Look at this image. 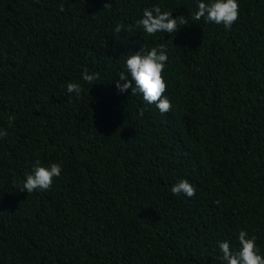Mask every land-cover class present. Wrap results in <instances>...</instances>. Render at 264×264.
I'll return each instance as SVG.
<instances>
[{"label":"trees","instance_id":"1","mask_svg":"<svg viewBox=\"0 0 264 264\" xmlns=\"http://www.w3.org/2000/svg\"><path fill=\"white\" fill-rule=\"evenodd\" d=\"M237 3L225 29L198 0H0V264H222L240 230L264 256V0ZM154 5L186 25L147 36ZM160 44L167 113L115 87ZM37 161L61 175L19 191Z\"/></svg>","mask_w":264,"mask_h":264},{"label":"clouds","instance_id":"2","mask_svg":"<svg viewBox=\"0 0 264 264\" xmlns=\"http://www.w3.org/2000/svg\"><path fill=\"white\" fill-rule=\"evenodd\" d=\"M104 6H107L106 4ZM60 10L63 11V5ZM204 18L207 22L223 25L225 29H230L233 23L239 18V4L237 0H198L197 10L194 13L193 20L199 21ZM186 25V21L182 16L173 17L171 12L161 11L158 5L152 8L143 9V15L136 20L134 26L143 30L147 36H154L156 33H168L174 35L181 26ZM119 33L122 26L117 25L114 29ZM169 57L164 44L145 50L142 45L141 50L137 53L128 55L125 61L126 71H121L118 75L119 79L115 82V87L119 93L131 90L132 95H142L143 101L147 104H155L161 113L171 111V103L164 96L167 90L163 72L165 64ZM83 80L89 84H96L97 74L89 73L85 70L82 73ZM82 89L79 84L68 83L67 92H75L77 95ZM143 109L140 115H143ZM15 120V116L8 119L9 125ZM8 132L0 129V138L7 137ZM61 166L58 163H51L45 167L39 161L35 163L30 174H26V179L19 188L21 192L32 193L36 190L46 191L53 183L55 177L61 175ZM173 195L183 193L187 197L195 194V188L188 180H180L171 187ZM218 203V202H217ZM256 238L248 237L245 230L238 233L239 249L233 251L227 241L219 243V249L222 253L220 260L222 264H264V256L257 252L255 243Z\"/></svg>","mask_w":264,"mask_h":264}]
</instances>
